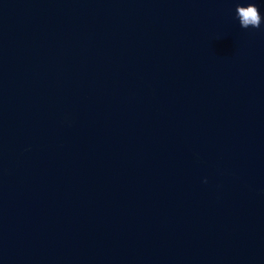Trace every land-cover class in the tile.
Returning a JSON list of instances; mask_svg holds the SVG:
<instances>
[{
	"label": "water",
	"instance_id": "water-1",
	"mask_svg": "<svg viewBox=\"0 0 264 264\" xmlns=\"http://www.w3.org/2000/svg\"><path fill=\"white\" fill-rule=\"evenodd\" d=\"M0 264H264V0H0Z\"/></svg>",
	"mask_w": 264,
	"mask_h": 264
},
{
	"label": "clouds",
	"instance_id": "clouds-1",
	"mask_svg": "<svg viewBox=\"0 0 264 264\" xmlns=\"http://www.w3.org/2000/svg\"><path fill=\"white\" fill-rule=\"evenodd\" d=\"M234 11L241 28H260L262 22L261 15L254 3L248 2L246 5L237 4Z\"/></svg>",
	"mask_w": 264,
	"mask_h": 264
}]
</instances>
